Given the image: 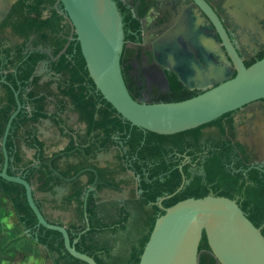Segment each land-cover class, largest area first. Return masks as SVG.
Wrapping results in <instances>:
<instances>
[{"label":"flooded vegetation","instance_id":"flooded-vegetation-1","mask_svg":"<svg viewBox=\"0 0 264 264\" xmlns=\"http://www.w3.org/2000/svg\"><path fill=\"white\" fill-rule=\"evenodd\" d=\"M114 1L122 16L125 35L121 57L124 80L130 94L137 101L153 104L171 99L172 85L177 81L182 83L174 67L177 66L176 69L188 74L189 72L185 71V57H188V53L198 61H202L208 71L213 64L224 62V56L220 53L221 48L224 53V48L217 26L199 2L220 20L245 65L251 66L264 58V0ZM3 2L6 8L0 13V42H2L0 48L3 49L9 45L7 46L9 49L6 48L7 56L3 59L8 62L4 64L3 71H0L2 73L0 115L8 105L10 96L15 97V92H19V99L23 104L21 113L32 111L27 101V94L33 89L29 85L34 79H38L40 96H45L47 99V117L48 108L52 102L56 103L61 110L64 104L65 108H71L73 111L69 99L58 96L61 75L53 70V63L59 56H56V48L50 41L54 31L50 28L42 30L39 27L45 20L54 22L55 25L58 22L54 29L63 39H67L68 44L76 39L75 30L65 16L60 0H3ZM7 9L8 13L3 17V12ZM35 9L42 12L41 16L36 14ZM40 32L45 33L46 37ZM173 45H179L183 52L188 54L180 55L181 58L178 61L183 65L178 63L172 65ZM202 45L205 52L202 51ZM35 55H42L43 59L36 64L33 76L28 81H22L20 77L23 71L32 66ZM8 66L10 68H7ZM42 68L47 71L44 76L39 75ZM253 104H257V108L249 110V106ZM253 104L231 113L233 122L232 127L227 131V138L233 146L231 167L239 164L240 168L236 171H243L246 185L253 184L259 188V184H256L252 177H254L253 171H256L257 178L261 182L264 179V100ZM77 118L79 126L77 129H69L70 143L64 152V154L76 155L77 162H70L65 168H61L56 163L65 157L63 155L49 162L47 166L40 156L42 168L33 166L38 171L36 191L43 192L39 190V186L48 181L50 190L44 193L54 194L62 202L60 206H56V202H51L52 207L48 202L49 214H44L45 217L50 223L62 225L68 231H79L84 228L89 230L86 209L90 196L98 206L111 209L115 208L116 204L122 207L131 202L134 196L138 199L142 195L140 176L134 172L126 159H122L121 147L115 144L104 145L103 135L92 137L84 142L86 125L80 122L78 114ZM80 126L85 128L82 129ZM260 139L262 150L256 145ZM17 150L19 151L15 146V151ZM186 163H190L188 157L182 162V164ZM71 167L76 169L66 174ZM99 168L112 174L114 180L113 184L99 188V185L103 183L100 182L98 175L97 188L94 189L96 176L90 183V174L93 173L92 170L97 172ZM18 170L17 175L22 176L21 171L25 168L20 167ZM55 171L63 177L56 175ZM85 176L87 181H84ZM39 178L42 180L39 181ZM33 186L35 187V184ZM56 188H62V190L56 191ZM116 195H120L118 199H115ZM234 200L237 203L243 202L240 195H235ZM78 208H80L79 211H77ZM56 210L73 211L75 221L62 222L55 217ZM203 240L204 236L199 247V264H219L212 254L207 239L206 242Z\"/></svg>","mask_w":264,"mask_h":264},{"label":"trees","instance_id":"trees-1","mask_svg":"<svg viewBox=\"0 0 264 264\" xmlns=\"http://www.w3.org/2000/svg\"><path fill=\"white\" fill-rule=\"evenodd\" d=\"M35 12L39 16L42 14L39 9H35ZM56 14L59 15L57 12ZM56 25L45 20L39 27L42 30L50 28L54 31L50 41L56 48V56H59L53 63V70L61 75L58 96L69 99L80 122L86 125L84 142L103 135L104 145L115 144L121 147L122 159H126L134 172L140 176L142 190V195L138 199L134 196L126 205L118 207L116 204L115 208L111 209L98 206L90 196L86 209L89 230L86 228L79 231L69 230L71 242L77 240L76 250L94 258L97 264H139L155 222L164 214L158 205V199L174 194L181 186L183 177H185L183 189L172 198L164 200L162 203L164 208L172 207L189 198L199 199L214 195L234 200L235 195H240L243 202H238V205L257 228L262 225L261 232L264 235V179L261 182L257 178V172L253 171L252 179L260 187L246 185L243 171H236L240 165L231 167L233 146L227 138V131L232 127V114H226L199 128L170 136L132 127L96 90L78 41L75 39L68 44L67 39H63L54 29ZM40 33L46 37L45 33ZM33 58L32 66L23 71L20 77L22 81H28L33 76L35 66L43 56L35 55ZM246 66L249 67L250 64ZM29 87H33L27 94L32 111L20 113L14 121L7 149L12 161L9 174L17 175L18 168L23 167L25 170L22 176L32 183L38 171L32 166L31 161L24 160L19 151H15L16 140L21 129L47 118L48 102L45 96H40L38 79H34ZM171 89L172 98L163 103L184 101L202 93L189 90L179 81L173 84ZM62 106L65 107L64 104ZM16 108V98L11 95L8 105L0 115V140ZM34 142L43 151V143L37 139ZM186 157L190 159V163L182 164ZM41 160H45L43 156ZM3 163L0 143V172ZM13 168L16 169L13 171ZM74 169L76 168L71 167L66 174ZM40 172L42 173L41 170ZM97 172L100 182L103 183L99 188L113 184L112 174L100 168ZM94 179L95 175L91 173L90 183ZM41 180L39 178V181ZM39 190L49 191L48 181L39 186ZM0 192L12 201L24 228L30 231L39 245L46 247L49 253L47 261L52 259L53 264H86L73 258L65 250L59 232L37 227V218L28 205L23 186L0 178ZM203 241L206 242L205 235Z\"/></svg>","mask_w":264,"mask_h":264},{"label":"water","instance_id":"water-1","mask_svg":"<svg viewBox=\"0 0 264 264\" xmlns=\"http://www.w3.org/2000/svg\"><path fill=\"white\" fill-rule=\"evenodd\" d=\"M60 3L75 30L76 40L96 90L132 127L164 136L175 135L207 125L226 114L264 100V58L247 67L220 20L201 2L200 6L217 26L224 48V53L220 49L224 62L213 64L212 70L208 71L202 61L183 52L179 45H173L172 65H183L178 61L180 55H188L185 57V70L190 72V76L176 69L177 66L174 67L181 82L188 89L203 91L184 101L153 104L135 100L126 86L121 65L125 35L116 2L60 0ZM8 9L3 12V17ZM201 47L205 52L203 45ZM6 56L1 47L0 71L8 62L3 60ZM15 98L17 108L11 114L0 142L4 157L0 178L25 188L26 199L37 218L38 227L59 232L65 250L73 258L86 264H97L94 258L76 250L77 240L71 242L66 227L47 220L37 203L33 184L25 176L9 174L11 159L7 141L13 123L23 109L19 92H15ZM256 145L262 150L261 139ZM92 172L96 176L93 184L96 189L98 174L96 170ZM55 174L61 176L59 172L55 171ZM184 185L185 177L174 194L159 199L158 205L164 214L156 220L139 264H199V247L204 235L219 264H264V235L235 200L209 195L199 199L189 198L164 208L163 201L180 192ZM119 196L116 195L115 199Z\"/></svg>","mask_w":264,"mask_h":264},{"label":"crops","instance_id":"crops-1","mask_svg":"<svg viewBox=\"0 0 264 264\" xmlns=\"http://www.w3.org/2000/svg\"><path fill=\"white\" fill-rule=\"evenodd\" d=\"M4 6L3 0H0V13L6 8ZM1 45L2 42H0V46ZM7 46L9 45H6L5 48L3 47L4 52L9 49ZM209 69L212 70V66H210ZM46 72L47 71L42 68L39 71V75L44 76ZM1 75L2 73L0 72V76ZM186 75L190 76L191 74L189 72ZM77 120V114H75L71 108L64 107L61 110L56 103L52 102V105L48 108V117L46 119H41L36 123L29 124L27 128L21 129L20 136L16 140V147L19 149V153L23 156L24 160L31 161L32 166L35 168H37L36 166H40L41 168L43 166L42 163L40 164V156H43L47 166L49 162L63 155H65V157L58 160V163H56L59 167L65 168L70 162L76 163L78 160L76 155L64 154V152L70 143V139L68 138L69 129H77L79 126ZM80 128L83 129L85 126H80ZM35 139L43 143V151L35 145ZM14 170L13 168V171ZM22 172L23 171H21V173ZM37 177L36 174L32 180V184H35L36 200L43 213L49 214L51 202H56V206H60L62 202L61 199L54 196V194L36 191ZM84 181H87L86 176L84 177ZM60 190H62V188H56V191ZM79 210L80 208L77 209V211ZM54 215L64 223L75 221L73 218L74 212L71 210H56ZM0 228V264H30L29 261L31 257L39 260L41 264H47V259L45 258L43 261L42 258L36 257L34 251V249L37 248V246H35L36 244L38 246L42 245H39L37 239L33 237L35 241H33V244L30 243V239L26 236L29 237L33 235L30 234L29 230L24 228L14 209L12 201L3 193H0ZM27 231H29L28 234ZM24 234L25 237L23 236ZM1 249H3V251ZM20 257L22 259H19L16 263V260Z\"/></svg>","mask_w":264,"mask_h":264},{"label":"rangeland","instance_id":"rangeland-1","mask_svg":"<svg viewBox=\"0 0 264 264\" xmlns=\"http://www.w3.org/2000/svg\"><path fill=\"white\" fill-rule=\"evenodd\" d=\"M254 108H257V104H253V105H251V106H249V110H252V109H254ZM10 204V203H9ZM7 228V227H6ZM0 230H1V228H0ZM23 231V230H22ZM24 232V231H23ZM24 237H25V234L23 235ZM27 238H29L30 239V243H32L33 244V241H35L33 238V236H26ZM33 237V238H32ZM35 246H37V248L36 249H34V251H35V254H36V257H39V258H42V260L44 261L45 260V258H47V256H48V252H47V249L45 248V247H43V246H38L37 244L35 245ZM2 251H3V249H1ZM48 253V254H47ZM19 259H22L21 257L20 258H18L17 260H16V263L19 261ZM29 263L30 264H41L40 263V261L39 260H37V259H35V258H30V261H29ZM47 264H53V262H52V259L51 260H49V261H47Z\"/></svg>","mask_w":264,"mask_h":264}]
</instances>
